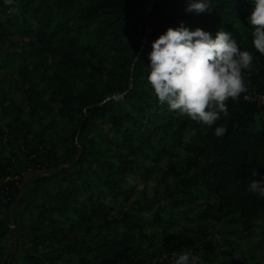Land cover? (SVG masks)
<instances>
[{
  "label": "trees",
  "instance_id": "trees-1",
  "mask_svg": "<svg viewBox=\"0 0 264 264\" xmlns=\"http://www.w3.org/2000/svg\"><path fill=\"white\" fill-rule=\"evenodd\" d=\"M146 2L0 0V146L14 136L34 170L51 171L33 177L14 210L23 232L9 264H173L161 256L203 248V264H264V197L248 191L264 177V104L247 98L264 94L254 4L210 0L197 14L188 0H156L147 17ZM181 23L213 38L224 30L254 57L247 91L212 127L171 111L148 83L152 43ZM154 176L163 192L139 188ZM23 181L0 154V264L12 253ZM210 222L237 238L221 250L207 240ZM245 236L257 240L244 246Z\"/></svg>",
  "mask_w": 264,
  "mask_h": 264
},
{
  "label": "clouds",
  "instance_id": "clouds-1",
  "mask_svg": "<svg viewBox=\"0 0 264 264\" xmlns=\"http://www.w3.org/2000/svg\"><path fill=\"white\" fill-rule=\"evenodd\" d=\"M254 8L248 18L254 31L252 45L264 55V0H252ZM13 6L17 0H4ZM210 0H188L187 12L201 14L212 9ZM16 7H10L15 12ZM150 72L148 83L161 104L180 115H187L207 127L229 115L227 101H235L247 91L246 75L251 71L254 57L241 50L231 34L220 30L215 38L197 28L189 30L183 23L169 28L152 43L148 54ZM227 132L224 126L215 129L217 137ZM195 135V130H192ZM251 175L259 176L253 169ZM248 191L264 197V177L254 179ZM175 257L173 264H203L199 255L185 250Z\"/></svg>",
  "mask_w": 264,
  "mask_h": 264
},
{
  "label": "rangeland",
  "instance_id": "rangeland-1",
  "mask_svg": "<svg viewBox=\"0 0 264 264\" xmlns=\"http://www.w3.org/2000/svg\"><path fill=\"white\" fill-rule=\"evenodd\" d=\"M152 1L153 0H147L145 7H144V13L146 14L147 17H149L150 12L153 10V7H154L155 2L152 4ZM13 94L16 97L18 96L17 95L18 92L13 91ZM262 103L264 104V100L262 101ZM63 133H64L63 131L62 132L60 131L57 133V135L60 136ZM104 134H107V133L104 132ZM14 138H15L14 136L12 137V139L8 136L6 139L2 140V144L0 146V154H1V156L11 157L14 160V162L16 163L17 170L20 172L21 175H23L24 180L26 181V187H25V189L21 195V198H22L23 194L26 191L28 192L30 190L31 186L34 184V179H33L34 176L32 173L40 172V171L34 170L33 167H31L30 157L28 155V151H26L25 148L19 149V141L15 140ZM108 142H109V139L107 138L106 143H108ZM103 144H105V143H103V141L102 142L100 141V142L96 143V146H97V148H100ZM170 157L171 156H167V154H163L161 162H166ZM46 174H48V173H46ZM19 176L20 175H18V177ZM156 176L152 177V179H150L148 182L139 183V188L142 190V189H144L145 186H147L148 188L152 189L154 186H156V187H159L161 192H163L164 187L161 184H159L158 178H155ZM3 210L4 209L0 206V212H2ZM194 223H196V222H194V220H193V224ZM209 224L211 225L210 231H209L210 237H208L207 240L212 239V241L215 244H218V246L222 250V248H225V246H226L227 238H229L231 236L230 234H227V233H228V231L232 230V227H226L222 223L216 224L214 227L212 226V222H210ZM187 225H188V222H186L185 226H187ZM183 226H184V221H183L181 228ZM15 227L18 229V232H21V233L23 232V228L21 226L16 225ZM218 230H220L221 232L217 233ZM240 230H242V228H239V231ZM83 231H84V228L74 229L72 232H70V235H72V234H77V235L83 234ZM174 231H176V230H174ZM231 238H237V236L232 235ZM238 238H239V242L241 244H243L244 246H251V244H253V242H255V240H257V238H255V237H248V236H245L244 238L243 237H238ZM197 242L202 244V247L206 246V244H204L203 241H197ZM9 245H10V243H9ZM258 252H259V250L257 249V255L259 256ZM203 254H204V248H203V251L202 250L193 251V255H199L200 258ZM151 257H152V255H145L144 261L149 262L152 259ZM165 257H168L170 259L173 258V257H169L167 254L163 255L161 258H165ZM220 258L226 259L222 254H220ZM226 260H229V259H226ZM216 264H218V263H216Z\"/></svg>",
  "mask_w": 264,
  "mask_h": 264
},
{
  "label": "water",
  "instance_id": "water-1",
  "mask_svg": "<svg viewBox=\"0 0 264 264\" xmlns=\"http://www.w3.org/2000/svg\"><path fill=\"white\" fill-rule=\"evenodd\" d=\"M155 1H156V0H153V1H152V4H153ZM56 170H57V169H54L53 171H56ZM50 172H51V171L47 170V171L34 172V173H32V174H33V176H37V175H43L44 173L46 174V173H50ZM25 187H26V181L24 180V181H23V184H22V187H21L20 194H19L18 198L16 199L15 203L13 204V206H12V208H11V210H10V218H11V223H12V228H13V243H14V244H13V249H12L11 256H10V258H9V260H8V264L11 262L13 256L15 255V252H16V250H17V230H16V227H15V224H14V220H13V213H14V210H15L16 206H17L18 203H19V200H20V198H21V195H22V193H23Z\"/></svg>",
  "mask_w": 264,
  "mask_h": 264
},
{
  "label": "built area",
  "instance_id": "built-area-1",
  "mask_svg": "<svg viewBox=\"0 0 264 264\" xmlns=\"http://www.w3.org/2000/svg\"><path fill=\"white\" fill-rule=\"evenodd\" d=\"M248 99H252V100H256L258 101L260 104H263L262 101L264 100V94H256V95H253V96H249L247 97ZM177 254V253H176ZM166 255V254H164ZM169 257H173V253L172 254H167ZM178 255V254H177ZM163 256V255H162ZM161 256V257H162ZM175 259V257L173 258H168V257H165V258H160V260H167V261H171L173 262Z\"/></svg>",
  "mask_w": 264,
  "mask_h": 264
}]
</instances>
